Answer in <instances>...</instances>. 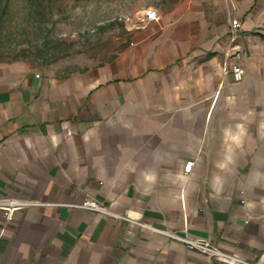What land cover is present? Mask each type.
<instances>
[{
    "label": "crops",
    "instance_id": "crops-1",
    "mask_svg": "<svg viewBox=\"0 0 264 264\" xmlns=\"http://www.w3.org/2000/svg\"><path fill=\"white\" fill-rule=\"evenodd\" d=\"M156 14L107 63L57 72L0 62V199H90L264 264V0ZM0 264L223 263L121 218L57 206L6 225L0 213Z\"/></svg>",
    "mask_w": 264,
    "mask_h": 264
},
{
    "label": "rangeland",
    "instance_id": "rangeland-1",
    "mask_svg": "<svg viewBox=\"0 0 264 264\" xmlns=\"http://www.w3.org/2000/svg\"><path fill=\"white\" fill-rule=\"evenodd\" d=\"M194 1L201 0H10L0 12V62L57 72L107 63L145 24L146 11Z\"/></svg>",
    "mask_w": 264,
    "mask_h": 264
},
{
    "label": "built area",
    "instance_id": "built-area-1",
    "mask_svg": "<svg viewBox=\"0 0 264 264\" xmlns=\"http://www.w3.org/2000/svg\"><path fill=\"white\" fill-rule=\"evenodd\" d=\"M157 19H158V16L156 14V11L148 10L145 12L144 18L142 19L141 22H147L150 20H157ZM239 29H240V22L237 19H232L230 22L229 33H228L230 44L234 43ZM230 73L235 82H238L241 80V70L238 66H233L230 70ZM192 164L193 163L191 161L185 163L183 171L185 173H188L192 167ZM57 206L75 207V208L86 210V211H91V212H96V213H101V214L121 218L139 227L147 228L165 237L168 240L180 243L187 250L197 252L201 255H204L208 258H211L223 264H253L244 259L238 258L228 252L221 250L220 248L212 244L207 239L190 238L185 234L179 235L174 232L156 229L149 225H145L143 223L132 221L126 217H119L117 215H113L112 213H109L106 209L101 207L94 200L86 199L79 205H63L60 203H44V202H37V201L21 199V198H16V197H5V198L0 199V213L2 214L4 225L10 223L13 220V214L15 212L23 211L27 208H32V207H57Z\"/></svg>",
    "mask_w": 264,
    "mask_h": 264
},
{
    "label": "trees",
    "instance_id": "trees-1",
    "mask_svg": "<svg viewBox=\"0 0 264 264\" xmlns=\"http://www.w3.org/2000/svg\"><path fill=\"white\" fill-rule=\"evenodd\" d=\"M30 2H34V0H29ZM9 3H10V0H0V12L1 14H5L6 13V10L9 6Z\"/></svg>",
    "mask_w": 264,
    "mask_h": 264
}]
</instances>
